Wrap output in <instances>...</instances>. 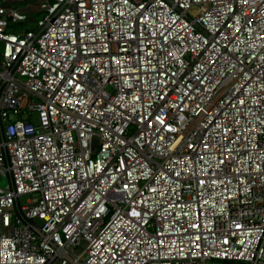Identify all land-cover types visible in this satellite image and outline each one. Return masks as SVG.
Listing matches in <instances>:
<instances>
[{
	"label": "built area",
	"instance_id": "2783aa9c",
	"mask_svg": "<svg viewBox=\"0 0 264 264\" xmlns=\"http://www.w3.org/2000/svg\"><path fill=\"white\" fill-rule=\"evenodd\" d=\"M12 2L0 264H264V0Z\"/></svg>",
	"mask_w": 264,
	"mask_h": 264
},
{
	"label": "rangeland",
	"instance_id": "374dc122",
	"mask_svg": "<svg viewBox=\"0 0 264 264\" xmlns=\"http://www.w3.org/2000/svg\"><path fill=\"white\" fill-rule=\"evenodd\" d=\"M14 2H12L11 4L15 7L17 6H23L25 4H30L31 7H32V11L31 13L28 14V16L32 19L28 20L27 22H22V23H17L15 24L13 27H10V30L12 31H17V30H25V29H30V28H33L35 25V21L42 17L43 15V12H37L35 7L38 3V0H23L22 2H17L18 0H13ZM1 184H3V181L1 182ZM26 199V196H23L22 197V201L24 202ZM240 264H244V263H240Z\"/></svg>",
	"mask_w": 264,
	"mask_h": 264
},
{
	"label": "crops",
	"instance_id": "0c3cea01",
	"mask_svg": "<svg viewBox=\"0 0 264 264\" xmlns=\"http://www.w3.org/2000/svg\"><path fill=\"white\" fill-rule=\"evenodd\" d=\"M17 2L20 3V2H22V1H21V0H18ZM19 9H20L21 11H25V10H27L26 7H23V6H21V5H20Z\"/></svg>",
	"mask_w": 264,
	"mask_h": 264
},
{
	"label": "snow or ice",
	"instance_id": "6c2138e0",
	"mask_svg": "<svg viewBox=\"0 0 264 264\" xmlns=\"http://www.w3.org/2000/svg\"><path fill=\"white\" fill-rule=\"evenodd\" d=\"M135 215V213H133Z\"/></svg>",
	"mask_w": 264,
	"mask_h": 264
}]
</instances>
